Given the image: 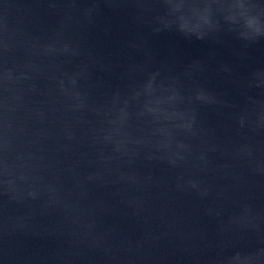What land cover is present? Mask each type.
I'll return each instance as SVG.
<instances>
[{
	"label": "water",
	"instance_id": "95a60500",
	"mask_svg": "<svg viewBox=\"0 0 264 264\" xmlns=\"http://www.w3.org/2000/svg\"><path fill=\"white\" fill-rule=\"evenodd\" d=\"M0 264H264V0H0Z\"/></svg>",
	"mask_w": 264,
	"mask_h": 264
}]
</instances>
